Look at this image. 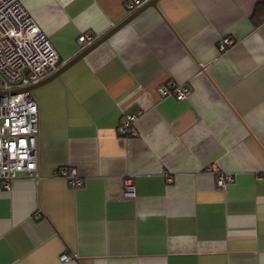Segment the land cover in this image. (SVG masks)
<instances>
[{"label": "crops", "instance_id": "0c3cea01", "mask_svg": "<svg viewBox=\"0 0 264 264\" xmlns=\"http://www.w3.org/2000/svg\"><path fill=\"white\" fill-rule=\"evenodd\" d=\"M19 1L64 60L80 32L125 17V0ZM260 11L264 0H157L34 88L40 178L0 186V264H264ZM168 82L190 91L159 95ZM126 114L131 136L117 130ZM220 171L234 176L223 188Z\"/></svg>", "mask_w": 264, "mask_h": 264}, {"label": "built area", "instance_id": "2783aa9c", "mask_svg": "<svg viewBox=\"0 0 264 264\" xmlns=\"http://www.w3.org/2000/svg\"><path fill=\"white\" fill-rule=\"evenodd\" d=\"M147 0H125V16ZM99 34L82 31L77 36L78 51L88 46ZM232 39L220 40L218 47L224 49ZM77 51V52H78ZM58 54L46 33L22 6L19 0H0V186L8 188L10 181L19 173L38 180L37 169V103L32 90L35 84L54 72ZM16 90L14 93L11 91ZM161 96L171 95L183 99L190 91L186 84L168 82L156 88ZM136 116L126 114L117 130L124 136L136 134ZM216 170V168L214 167ZM56 175L65 178L73 187L82 185V178L71 166L58 168ZM234 178L231 172H218L216 185L225 187ZM132 180H124V194H133ZM70 258L60 254V260Z\"/></svg>", "mask_w": 264, "mask_h": 264}, {"label": "water", "instance_id": "95a60500", "mask_svg": "<svg viewBox=\"0 0 264 264\" xmlns=\"http://www.w3.org/2000/svg\"><path fill=\"white\" fill-rule=\"evenodd\" d=\"M157 0H147L146 2H144L141 6H139L137 9H135L134 11H132L131 13H129L128 15H126L124 18H122L119 22H117L116 24H114L110 29H108L106 32L100 34L97 38H95L88 46H86L84 49L78 51L76 54H74L72 57H70L67 60H64L61 56L58 57V67L57 69L52 72L51 74H49L48 76H46L45 78H43L42 80H40L39 82L32 84L30 86H27L26 90H32L48 81H50L51 79L55 78L56 76H58L63 70H65L66 68H68L70 65H72L75 61H77L78 59H80L81 57H83L88 51H90L91 49H93L95 46H97L100 42L106 40L112 33H114L117 29H119L120 27H122L123 25H125L126 23H128L137 13H139L140 11H142L143 9L147 8L148 6H155L156 5ZM16 92V90L11 91L10 93H14ZM6 92H0V95L5 94Z\"/></svg>", "mask_w": 264, "mask_h": 264}, {"label": "trees", "instance_id": "16d2710c", "mask_svg": "<svg viewBox=\"0 0 264 264\" xmlns=\"http://www.w3.org/2000/svg\"><path fill=\"white\" fill-rule=\"evenodd\" d=\"M261 7V4H257L256 6H255V8H254V11H253V15L254 16H256V14L259 12V8ZM261 12V11H260ZM261 16L262 17H264V12H261ZM260 19H258V21L259 20H261V17H259Z\"/></svg>", "mask_w": 264, "mask_h": 264}]
</instances>
